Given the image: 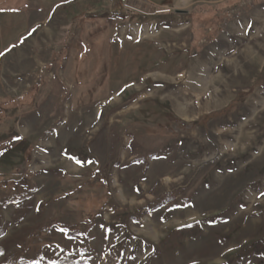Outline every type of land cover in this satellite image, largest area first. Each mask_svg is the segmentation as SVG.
Masks as SVG:
<instances>
[{
  "label": "rangeland",
  "instance_id": "obj_1",
  "mask_svg": "<svg viewBox=\"0 0 264 264\" xmlns=\"http://www.w3.org/2000/svg\"><path fill=\"white\" fill-rule=\"evenodd\" d=\"M0 52V264H264V0H0Z\"/></svg>",
  "mask_w": 264,
  "mask_h": 264
},
{
  "label": "trees",
  "instance_id": "obj_2",
  "mask_svg": "<svg viewBox=\"0 0 264 264\" xmlns=\"http://www.w3.org/2000/svg\"><path fill=\"white\" fill-rule=\"evenodd\" d=\"M59 264H69V262L66 258H63L60 260Z\"/></svg>",
  "mask_w": 264,
  "mask_h": 264
},
{
  "label": "snow or ice",
  "instance_id": "obj_3",
  "mask_svg": "<svg viewBox=\"0 0 264 264\" xmlns=\"http://www.w3.org/2000/svg\"><path fill=\"white\" fill-rule=\"evenodd\" d=\"M33 31H35V29H33ZM29 35H31V33H29ZM21 42H23V41H21ZM2 55H4V53L0 52V56H2ZM17 138H19V137H17ZM77 162L79 163V161H77Z\"/></svg>",
  "mask_w": 264,
  "mask_h": 264
}]
</instances>
